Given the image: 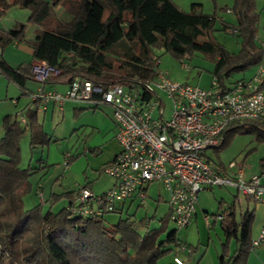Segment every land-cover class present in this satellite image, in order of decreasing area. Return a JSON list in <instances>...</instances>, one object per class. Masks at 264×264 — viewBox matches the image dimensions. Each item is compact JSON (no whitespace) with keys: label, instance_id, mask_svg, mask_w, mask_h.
I'll return each instance as SVG.
<instances>
[{"label":"trees","instance_id":"1","mask_svg":"<svg viewBox=\"0 0 264 264\" xmlns=\"http://www.w3.org/2000/svg\"><path fill=\"white\" fill-rule=\"evenodd\" d=\"M58 5L71 18L55 19L48 25L46 21L54 16ZM12 6L26 8L29 14L25 22L12 29L0 28V74L26 94L33 93L36 85L30 62L12 67L2 51L23 40L28 24L41 25L28 45L32 59L44 61L57 71L54 77L45 79L50 83H69L79 76L108 87L134 76L148 78L154 72V50L161 49L177 58L200 52L212 62L211 75L224 87L233 73L253 67L264 56L257 42L259 14L255 0H233L230 10L235 24L203 12L200 3L182 10L172 0H0V18ZM217 29L236 30L230 33L240 41L237 52L216 40ZM26 118V127L9 114L2 120L0 264H156L184 245L176 227L168 228L167 217L153 229L149 226L153 215H144L138 223L146 231L140 234L136 221L129 216L105 225L102 218L72 215L67 205L55 212L49 207L44 210L42 202L24 209L23 197L32 189L29 178L34 170L21 166L20 139L28 130L31 148L49 141L37 112L27 110ZM250 130H256V138L264 142V119L234 121L223 130L214 153L218 155L235 134ZM260 160L264 162V157ZM218 163L222 164L220 160ZM73 192L51 193L44 203L50 206L61 198L69 201ZM220 209L223 240L218 264H246L252 251L254 210L236 218L233 205Z\"/></svg>","mask_w":264,"mask_h":264},{"label":"built area","instance_id":"2","mask_svg":"<svg viewBox=\"0 0 264 264\" xmlns=\"http://www.w3.org/2000/svg\"><path fill=\"white\" fill-rule=\"evenodd\" d=\"M261 46L264 49V42ZM31 66L32 76L39 82L57 72L44 61ZM157 66L158 58L154 57L151 77L134 76L108 87L75 76L63 92L38 87L28 94L33 101H54L61 106L66 100L88 101L93 107H108L111 111L120 151L102 166L101 172L113 180V185L99 194L87 185L80 186L67 200L70 213L97 219L106 213H120L126 201L141 206L153 183H161L167 191L166 217L176 228L191 223L198 193L213 186L234 187L247 199L264 205V162L260 172L255 173L243 158L219 164L207 153L221 142L223 130L230 123L264 119V56L249 78L224 87L213 75L207 88L171 80L155 69ZM20 121L25 125L23 117ZM71 157L66 153L63 165ZM221 218L218 213L215 221ZM204 220L210 224L208 215H204ZM261 246L264 223L251 238L252 250ZM177 251L187 249L181 245ZM173 261L183 263L177 256Z\"/></svg>","mask_w":264,"mask_h":264},{"label":"rangeland","instance_id":"3","mask_svg":"<svg viewBox=\"0 0 264 264\" xmlns=\"http://www.w3.org/2000/svg\"><path fill=\"white\" fill-rule=\"evenodd\" d=\"M258 10L261 11L259 21L260 27L264 26V0H255ZM14 7V6H12ZM9 8L2 16H6ZM56 8V7H55ZM66 10L60 5V9H54V16L47 20L48 25H52L57 19V16ZM226 19L233 20L231 14H224ZM36 24H28L25 31V36L32 35V27ZM220 24L217 23V28ZM214 37L218 42L226 46L230 51L238 50V40L233 35L224 34L220 30L214 32ZM11 45V44H9ZM14 46L9 47L7 56L13 54ZM155 57L158 58L157 70L164 72L166 76L178 82H186L189 84L198 85L202 88H207L210 84L211 71L213 64L210 60L203 57L200 52H194L190 56L177 58L171 53L164 52L161 49L154 50ZM183 62L189 67H182ZM235 72L234 74H240ZM42 83V82H41ZM40 85V83H38ZM43 84V83H42ZM62 88V87H58ZM27 95L21 93L12 82L8 81L4 75L0 74V136L3 134L2 120L4 116L14 115L19 112L25 113L27 109L36 110L34 103H29ZM46 106L43 110L42 106ZM61 105L57 102H42L37 108L38 122L42 130L47 134L49 141L45 144H37L31 148L29 146V131L27 130L24 136L20 139L19 146L21 152V166H31L34 173L30 176L29 181L32 189L23 197V208L30 209L38 202L43 203V209L48 207L55 212L66 206V199L61 198L49 206L44 203L45 199L51 193L61 194L66 191H75L86 182L92 183V189L99 194L108 190L112 186V179L101 172L102 162L109 152L118 148L116 139L114 138L115 129L111 120L102 112L99 107H93L88 101L66 100ZM257 131L250 130L247 133L235 134L226 146L216 155L213 149L207 151L208 156L216 163L220 160L223 164H227L231 160H238L246 156V166L253 167L255 172H258L257 165L259 159L264 156V142H260L257 138ZM99 146L100 152H90V148ZM69 153L73 156L67 165H63L64 155ZM39 182V188L36 189ZM37 190V191H36ZM148 198L145 203L139 206L138 202H134L127 210L120 213H106L102 220L105 225L115 224L119 218L130 217L135 220L138 232L143 234L146 227L138 223V220L146 215L152 216L149 222L150 228H159L162 220L166 219L168 205L167 191L161 183H153L147 190ZM221 204V205H220ZM236 213V218H239L246 210L255 208L256 216L264 213V206L247 199L243 194L238 192L236 188L230 186H213L210 190H202L197 197L198 215L206 214L209 217V223L214 225L210 229H206L202 220L196 221L195 225L188 228H176L177 237L187 244H196L199 240L200 249L202 244L208 242L209 250L220 251V245L223 240L222 232L218 220L213 224L218 213H221V208L232 206ZM168 228L175 226L168 222ZM208 236L210 239L208 240ZM259 248L252 250L246 264H261L264 260V254L258 255ZM179 257L187 264L184 252H178ZM172 260V256L167 254L159 259L156 264H168ZM264 264V263H262Z\"/></svg>","mask_w":264,"mask_h":264},{"label":"crops","instance_id":"4","mask_svg":"<svg viewBox=\"0 0 264 264\" xmlns=\"http://www.w3.org/2000/svg\"><path fill=\"white\" fill-rule=\"evenodd\" d=\"M172 1L182 10H188V8H189L191 3H200L203 12H205L207 14L215 13L218 17H220L225 22H228L230 24H235V16L232 13V11L230 10V7H231V5L233 3V0H172ZM223 8H225V10H223ZM58 9H60V5H58L55 8V10H58ZM256 9H257V12L259 14V21H260L261 11L258 10L257 4H256ZM28 14H29L28 9L20 7V6H14V7H12V9H10L7 12L6 16H1V18H0V28H2L4 30L12 29L16 24L25 22L27 20ZM224 14H229V15L232 14L234 16V19L233 20L226 19ZM70 18H71V14L69 12L65 11V10L61 14H59V16H57V19H60V20H63V21H68V20H70ZM40 27H41V25H37V24L32 26V27H29V28H32V30H33L32 31V35L33 36H34V32L36 31V29H38ZM223 33L224 34L233 35L234 37H236L235 34L230 33L228 31V29L225 30ZM33 36H25L24 35V38H23L22 41L14 42L11 45H7V46L4 47V49L2 51V56H3L4 60L10 66L17 67L20 63H23V62H30V64L32 65V63L37 61V60H34V59L31 58L32 50H31L30 46L28 45V42L32 39ZM236 39L238 40V43L240 44L239 39L237 37H236ZM257 42L259 44L264 42V26L260 27L259 22H258V40H257ZM12 46H14L13 50H15V52L13 54H9V57H8L7 56V50H8L9 47H12ZM238 49H239V46H238ZM231 52H233V51H231ZM256 67H257V64L254 65L253 67L245 70V71H242V73H240V74L235 75L233 73L229 77V79L227 81V84L228 83L231 84L232 82H234V81H236L238 79H247V78H249L254 73V71L256 70ZM54 76H55V74L47 76V78L48 77L52 78ZM35 81H36V83H35L36 85H35V88H34V92L37 90L38 87H42L44 90H56V91H59V92H63V91L66 90V88L68 86V83H50V82H45V80H44L42 82L43 83L42 84L41 82L37 81L36 79H35ZM38 83H40V85ZM58 87H62V88H58ZM23 94L28 96V98L30 100L29 103H34L35 104V106H36L35 109L36 110L38 108V105L43 102V101H33V100L30 99L28 94H26V93H23ZM47 102L55 104L54 101H47ZM42 107H43V110L44 109L46 110V106L45 105L42 106ZM98 107L111 120V122L113 124V127H114V129L116 131V126H115V123L113 122V119L111 117L110 109L108 107H103V106H98ZM27 110H30V109H27ZM36 110H34V111H36ZM26 111H25V113L19 112L17 115L15 114L14 115L15 118L12 117L16 121H18L20 125L25 126V127L27 126ZM20 117H23L25 119V125L20 121ZM114 138H115V133H114ZM117 144H118V142H117ZM89 150H90V152H100L101 148L99 146H97V147H94V148H90ZM119 151H120V147H119V144H118V148H115V150H113L112 152H109V156H107L105 158V160L102 162L101 166H103L104 164L109 162ZM262 157H264V156H262ZM72 158H73V156L70 159H72ZM242 158L246 162V158H244V156ZM260 159H259V163L257 165L258 172H260L261 165H262V162H261ZM248 166H249L250 171L255 172L253 170L252 166H250V165H248ZM24 167H26V166H24ZM258 172H255V173H258ZM84 185L85 186L87 185L90 189H92V183L91 182H86L82 186H84ZM112 185H113V180H112ZM39 187L40 186H39V182H38L37 186H36V189L38 190ZM66 202H67V200H66ZM133 203H134V201L133 202H131V201L124 202V207H123L124 209L123 210H127V208H129ZM262 206H264V205H262ZM252 210L255 211V208H252ZM204 215H206V214L198 215V211L196 209V213H195L191 223L188 226H186L188 228V230H189L190 227L195 225L196 221H198L199 219H200V221L202 220V223L204 224L206 229H210V228L214 227V225H212V224H209V225L206 224V222L204 220ZM214 223H216L215 220H214L213 224ZM262 223H264V213H262V215H258V216H256V214L254 213V220H253V224H252V228H251V238L254 237L257 234V232L259 231ZM209 239H210V237L208 236V240ZM219 242H222V241L219 240ZM199 244L200 243H199V240H198V242L196 244H191L190 243V244H187L185 246L187 251H182V252H184V254L186 256V260L188 261L187 264H218V260H217L218 251H216L215 246H214V249L211 251L208 248V242L207 241L204 244H202L203 248H201V249L199 248L200 247ZM191 248L193 249L192 251H190ZM178 252L179 251H175V252H171L170 253V255L172 256V260L168 264H175L174 261H173V257L174 256L179 257V255H178L179 253ZM260 254H264V246H261L259 248L258 255H256V258H259ZM181 260H183V259H181ZM184 262L185 261H183L182 264H184ZM262 263H264V260L261 261V264Z\"/></svg>","mask_w":264,"mask_h":264}]
</instances>
